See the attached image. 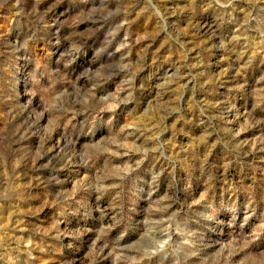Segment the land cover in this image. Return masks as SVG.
<instances>
[{"label": "rangeland", "instance_id": "1", "mask_svg": "<svg viewBox=\"0 0 264 264\" xmlns=\"http://www.w3.org/2000/svg\"><path fill=\"white\" fill-rule=\"evenodd\" d=\"M0 264H264V0H0Z\"/></svg>", "mask_w": 264, "mask_h": 264}]
</instances>
